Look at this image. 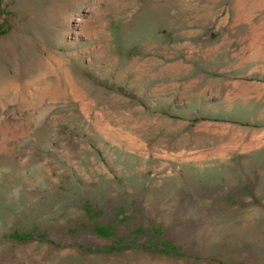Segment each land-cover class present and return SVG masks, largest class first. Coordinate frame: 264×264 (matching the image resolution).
<instances>
[{"label": "rangeland", "instance_id": "obj_1", "mask_svg": "<svg viewBox=\"0 0 264 264\" xmlns=\"http://www.w3.org/2000/svg\"><path fill=\"white\" fill-rule=\"evenodd\" d=\"M0 264H264V0H0Z\"/></svg>", "mask_w": 264, "mask_h": 264}]
</instances>
